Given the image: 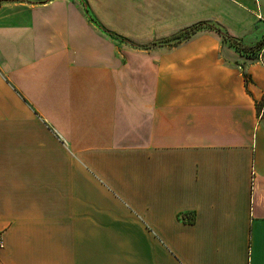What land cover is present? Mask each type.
<instances>
[{
  "label": "crops",
  "instance_id": "crops-1",
  "mask_svg": "<svg viewBox=\"0 0 264 264\" xmlns=\"http://www.w3.org/2000/svg\"><path fill=\"white\" fill-rule=\"evenodd\" d=\"M85 1L0 0V264H264V45L161 43L264 0Z\"/></svg>",
  "mask_w": 264,
  "mask_h": 264
},
{
  "label": "trees",
  "instance_id": "trees-1",
  "mask_svg": "<svg viewBox=\"0 0 264 264\" xmlns=\"http://www.w3.org/2000/svg\"><path fill=\"white\" fill-rule=\"evenodd\" d=\"M80 2L83 5L86 13H88V8H87L86 1L85 0H80ZM87 16H89V14H87ZM89 18L92 20V18L90 16H89ZM202 29L214 30L217 34H219V36L221 37V40L223 42H226V43L230 44L231 46H234L236 48V50L241 52V53H248L247 51L249 49H251V47L244 46L242 44L241 40L230 36L219 25H217L215 23H212V22H209V21L208 22H198V23L192 24L190 26H187V27L181 29L178 33H176L170 39L165 40V41H161V43L165 42V44H168V45H176V44H178V43L190 38L193 34H195L197 31L202 30ZM108 34L111 37H113L114 39H117L119 41H126L125 39L120 38L119 36H117V35H115L113 33H108ZM151 44H153V43H151ZM151 44H144V45L134 44V47L140 48V49L141 48L142 49H146ZM263 45H264V40L261 41L260 43H258V45H256V47L257 48H262Z\"/></svg>",
  "mask_w": 264,
  "mask_h": 264
},
{
  "label": "rangeland",
  "instance_id": "rangeland-1",
  "mask_svg": "<svg viewBox=\"0 0 264 264\" xmlns=\"http://www.w3.org/2000/svg\"><path fill=\"white\" fill-rule=\"evenodd\" d=\"M258 1V0H257ZM134 44H138L139 42L137 41H133ZM258 45V44H257ZM251 49H249L246 53L247 55H249L250 57L252 58H257L259 59L260 58V55H261V51H262V48H257L256 45L255 46H250Z\"/></svg>",
  "mask_w": 264,
  "mask_h": 264
},
{
  "label": "built area",
  "instance_id": "built-area-1",
  "mask_svg": "<svg viewBox=\"0 0 264 264\" xmlns=\"http://www.w3.org/2000/svg\"><path fill=\"white\" fill-rule=\"evenodd\" d=\"M2 244H3V241H2L1 234H0V247L2 246Z\"/></svg>",
  "mask_w": 264,
  "mask_h": 264
}]
</instances>
